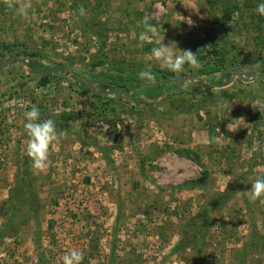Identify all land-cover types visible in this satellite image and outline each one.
Instances as JSON below:
<instances>
[{
    "label": "rangeland",
    "instance_id": "374dc122",
    "mask_svg": "<svg viewBox=\"0 0 264 264\" xmlns=\"http://www.w3.org/2000/svg\"><path fill=\"white\" fill-rule=\"evenodd\" d=\"M220 2L31 0L25 19L0 0V264H40L35 237L45 264H264V0ZM162 39L200 67H163ZM142 71L165 80L147 97ZM33 106L67 133L44 172Z\"/></svg>",
    "mask_w": 264,
    "mask_h": 264
},
{
    "label": "clouds",
    "instance_id": "9594fccd",
    "mask_svg": "<svg viewBox=\"0 0 264 264\" xmlns=\"http://www.w3.org/2000/svg\"><path fill=\"white\" fill-rule=\"evenodd\" d=\"M3 4L10 10H15L17 15L28 19L29 10L32 6L31 0H2ZM257 12L264 15V3L257 5ZM80 15L84 10H79ZM149 18H144L146 31L140 34L141 43L150 41L151 36L156 35V28L148 23ZM189 25H192L189 23ZM164 39V37H163ZM160 41L159 46L151 49L152 58L173 73H180L185 70V65L192 69H198L200 63L197 59L196 52L191 49L180 50L175 41L169 42L166 46ZM139 76L143 79L153 81L154 75L150 71H142ZM26 123L24 125L28 140L25 147V153L32 161V168L37 172H44L51 164V148L58 144L61 138H66L67 133L57 131L55 122L52 119L41 120L40 111L33 106L30 111L25 112ZM244 120L243 117L236 120ZM235 131V130H233ZM251 199L259 200L264 205V177L256 179L250 188ZM62 264H82L84 253L79 250H70L62 256Z\"/></svg>",
    "mask_w": 264,
    "mask_h": 264
},
{
    "label": "trees",
    "instance_id": "16d2710c",
    "mask_svg": "<svg viewBox=\"0 0 264 264\" xmlns=\"http://www.w3.org/2000/svg\"><path fill=\"white\" fill-rule=\"evenodd\" d=\"M220 1H222V0H219V2ZM225 1V0H224ZM221 3V2H220ZM233 8H236V7H233ZM96 35H98V33H96ZM98 37V39H100V37H99V35L97 36ZM152 49V48H151ZM32 61L31 62H33V60H35L34 58H32L31 59ZM18 60H13V62H17ZM57 69H60V70H64L62 67H58ZM215 71V70H214ZM208 73H210V72H208ZM155 77V76H154ZM165 80H163L162 78H159V77H155V79L153 80V81H150L149 83V86L148 85H146V86H138L137 88L139 89L138 91L141 93V94H143L144 96H148L150 93H156L157 92V89H158V87H160V85H162L163 84V82H164ZM139 85H141V84H139ZM172 85L173 86H178V83H176V82H173L172 83ZM120 88L121 89H119L118 91L115 89V90H111V92H110V94L111 95H113V96H117V98H122V96H123V93H125V91H127V89H126V86H120ZM155 97H158V95H156ZM204 177L205 176H203L202 178H200V179H197V180H195V181H191V182H188V183H185V185H197V184H199V183H201L202 181H203V179H204ZM25 178H27V177H25ZM29 182H27V179L26 180H24V182H23V184H22V188H21V190H22V197L20 198L21 200H20V206L21 205H24V206H27V207H29V202H28V190H29ZM229 192V191H228ZM230 196L229 195H227V191L226 192H224V193H222V194H220L219 195V201H221V202H223V201H226L228 198H229ZM30 211H31V213L33 212V210L32 209H30ZM34 242H35V248H36V250L38 251V254L40 255V259L38 260L39 261V263L40 264H45L44 262H43V258H42V255H41V253L39 252V249H40V247H41V245H40V243H39V241L37 240V237H35V239H34Z\"/></svg>",
    "mask_w": 264,
    "mask_h": 264
}]
</instances>
